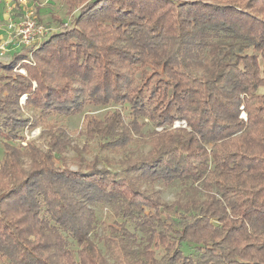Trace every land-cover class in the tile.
Instances as JSON below:
<instances>
[{
  "label": "trees",
  "instance_id": "1",
  "mask_svg": "<svg viewBox=\"0 0 264 264\" xmlns=\"http://www.w3.org/2000/svg\"><path fill=\"white\" fill-rule=\"evenodd\" d=\"M63 1L62 30L0 62V264H264V0ZM122 103L129 122L114 110L82 127L121 175L57 124L45 150L21 145L38 118ZM97 203L122 222L96 232Z\"/></svg>",
  "mask_w": 264,
  "mask_h": 264
},
{
  "label": "rangeland",
  "instance_id": "2",
  "mask_svg": "<svg viewBox=\"0 0 264 264\" xmlns=\"http://www.w3.org/2000/svg\"><path fill=\"white\" fill-rule=\"evenodd\" d=\"M3 1H6L3 3ZM27 2H21V0H0V62H7L10 60L12 55L15 52L20 51L23 47L37 44L42 42L44 39L49 37L51 34L57 33L62 30L61 24H67L71 17V11L67 7L66 3L63 0H26ZM31 11L32 20L38 28L36 33L37 35L32 39L33 34L31 30H28L27 37L30 38V44H25L22 41L21 31H24V27H22V22L25 19V12ZM9 16L11 17L12 26H8ZM40 32V33H39ZM0 63V64H1ZM21 62L17 64L12 72L25 74V70L21 66ZM20 105L25 104V96L20 98ZM114 110H120L121 115L123 116L124 121L127 123L130 120L129 111L127 109L126 104H115L109 105L105 107H97L93 105L85 106L82 113L74 114L71 116L64 115H48L42 121H37V126L33 128L25 127L19 130V135L23 136V140L21 141V145L24 146L26 142H34L36 146L45 150L47 148V135L46 132L51 126L53 127L55 124L63 127L66 130L68 138L70 139V144L77 146L82 150V156L91 160L96 154L98 157H106L111 164L107 167L112 173L117 175H121L123 171V167L121 164L117 163L119 160V155L114 153L107 152L106 150H101L98 147V138H87L82 134V127L84 124V115L90 114L96 116L97 118H102L107 112H112ZM20 115L22 118H28L30 116L37 117L34 111L28 110L23 107L20 111ZM244 116V113H241ZM138 121L142 124V122H147L146 119L140 118ZM175 124H179V122H175ZM152 129L150 124H147L143 129L142 133H146ZM4 140L0 137V160L2 157V142ZM20 143V142H19ZM131 149L135 148L137 151L146 152L148 150L147 146L142 148L130 145ZM140 148V149H139ZM64 156L66 157L67 166L70 169H76L77 163L75 162L76 153L72 148L67 149ZM100 165H104V163H100ZM142 188H145L153 197L157 198L160 202H173L181 197L180 189L177 185L164 186L160 182H145L142 185ZM92 211L95 215V219L97 221L96 232H103V226L112 220H119V218L115 217L113 210L107 205L102 203L93 204L91 206ZM129 230L134 232V225L132 220H128L126 222ZM99 247L103 249L101 243L98 242ZM70 246L74 247L73 243L70 242ZM188 253L192 254V250L190 248H185Z\"/></svg>",
  "mask_w": 264,
  "mask_h": 264
},
{
  "label": "built area",
  "instance_id": "3",
  "mask_svg": "<svg viewBox=\"0 0 264 264\" xmlns=\"http://www.w3.org/2000/svg\"><path fill=\"white\" fill-rule=\"evenodd\" d=\"M21 2H27V1L26 0H21ZM25 13H26L25 14V19L22 22L23 23L22 24V27H24V31H21L20 34H22V41H23V43L25 42V44L28 45V44L31 43L32 39L37 35L36 30L38 28H40V27H36L35 26V23L32 20L33 18H32L31 11H26ZM8 22H9L8 26L10 28V26H12V24H11L12 22H11V17L10 16H9ZM27 29L31 30V32L33 34V37L31 39V41L29 40L30 38L27 37V35H28V30ZM37 31H39V30H37Z\"/></svg>",
  "mask_w": 264,
  "mask_h": 264
},
{
  "label": "crops",
  "instance_id": "4",
  "mask_svg": "<svg viewBox=\"0 0 264 264\" xmlns=\"http://www.w3.org/2000/svg\"><path fill=\"white\" fill-rule=\"evenodd\" d=\"M6 1H3V3H5Z\"/></svg>",
  "mask_w": 264,
  "mask_h": 264
}]
</instances>
